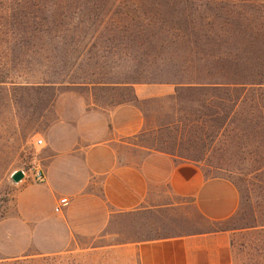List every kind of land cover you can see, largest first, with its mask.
<instances>
[{
  "label": "rangeland",
  "instance_id": "rangeland-1",
  "mask_svg": "<svg viewBox=\"0 0 264 264\" xmlns=\"http://www.w3.org/2000/svg\"><path fill=\"white\" fill-rule=\"evenodd\" d=\"M263 19L264 0H0V220L13 209L19 184L12 175L42 162L37 141L60 94L169 85L172 96L144 104L161 127L140 144L234 183L241 205L223 228L236 264H264V45L226 34ZM231 83L232 90L223 87ZM146 229L116 226L118 238L82 240L58 255L12 260L0 252V264H136L125 249L101 248Z\"/></svg>",
  "mask_w": 264,
  "mask_h": 264
},
{
  "label": "crops",
  "instance_id": "crops-1",
  "mask_svg": "<svg viewBox=\"0 0 264 264\" xmlns=\"http://www.w3.org/2000/svg\"><path fill=\"white\" fill-rule=\"evenodd\" d=\"M105 86L58 96L42 162L23 171L12 212L0 220V252L12 260L58 255L82 240L118 238L116 226L141 225L146 232L133 240L101 249H125L136 264H236L231 231L223 228L241 205L234 183L139 142L161 127L144 104L172 96L175 87Z\"/></svg>",
  "mask_w": 264,
  "mask_h": 264
},
{
  "label": "trees",
  "instance_id": "trees-1",
  "mask_svg": "<svg viewBox=\"0 0 264 264\" xmlns=\"http://www.w3.org/2000/svg\"><path fill=\"white\" fill-rule=\"evenodd\" d=\"M260 23L257 22H246V27L247 30L243 31V30H239V31H227L226 34H228V36L232 39L235 40L236 43H241V44H245V45H250L253 47V45L256 42H259L260 45H264V19L259 21ZM256 47V46H254ZM177 86H179L180 88H186V89H192V88H217L219 86L222 85H218L217 83L213 84V83H207V84H198V85H193V84H185V83H174ZM217 86V87H214ZM234 85L229 84V85H223V87L227 88L228 91L232 90L234 87ZM232 88V89H231ZM246 87L244 85L240 86L239 88H235V90L237 89H242L244 90ZM168 154H171L169 152H166ZM173 156V154H171Z\"/></svg>",
  "mask_w": 264,
  "mask_h": 264
},
{
  "label": "built area",
  "instance_id": "built-area-1",
  "mask_svg": "<svg viewBox=\"0 0 264 264\" xmlns=\"http://www.w3.org/2000/svg\"><path fill=\"white\" fill-rule=\"evenodd\" d=\"M37 144H38V145H43V140H38V141H37ZM36 177H37L38 180L43 179V173H42V171L37 170V171H36ZM60 203H61V206H66V205H67V199H62V200L60 201ZM60 210H61L60 207L57 208V211H60Z\"/></svg>",
  "mask_w": 264,
  "mask_h": 264
},
{
  "label": "water",
  "instance_id": "water-1",
  "mask_svg": "<svg viewBox=\"0 0 264 264\" xmlns=\"http://www.w3.org/2000/svg\"><path fill=\"white\" fill-rule=\"evenodd\" d=\"M25 175L23 171H17L12 175V180L15 183H20L24 179Z\"/></svg>",
  "mask_w": 264,
  "mask_h": 264
}]
</instances>
